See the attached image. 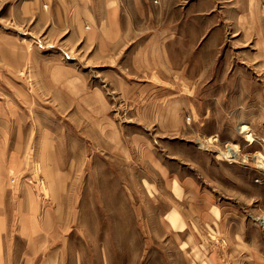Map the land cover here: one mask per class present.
<instances>
[{"label":"rangeland","instance_id":"obj_1","mask_svg":"<svg viewBox=\"0 0 264 264\" xmlns=\"http://www.w3.org/2000/svg\"><path fill=\"white\" fill-rule=\"evenodd\" d=\"M78 2L0 0V264H264V0Z\"/></svg>","mask_w":264,"mask_h":264},{"label":"crops","instance_id":"obj_2","mask_svg":"<svg viewBox=\"0 0 264 264\" xmlns=\"http://www.w3.org/2000/svg\"><path fill=\"white\" fill-rule=\"evenodd\" d=\"M76 4H72L70 5V8L72 9V17L76 16L78 19V23L80 24H88L91 25L93 22H95V17H94V13L92 12L93 9L91 7V5L89 4V0H84L80 1ZM75 3V2H73ZM118 0H113V2H111L108 6L110 8V22H111V28L116 29V28H120V10L118 9ZM63 9H65V7L62 4ZM78 14H80V17H78ZM76 17H75V21H76ZM107 24V22H106ZM107 26V25H106ZM109 27H107L108 29Z\"/></svg>","mask_w":264,"mask_h":264},{"label":"bare ground","instance_id":"obj_3","mask_svg":"<svg viewBox=\"0 0 264 264\" xmlns=\"http://www.w3.org/2000/svg\"><path fill=\"white\" fill-rule=\"evenodd\" d=\"M245 125L243 124V125H241L240 127H241V129L244 127ZM236 145L235 144H230V145H228L227 146V151L226 152H228L227 153V155H229V156H234L235 154H236ZM254 153V152H253ZM261 157V156H260ZM262 160L263 161H261V162H264V157H262ZM263 167H264V165H263Z\"/></svg>","mask_w":264,"mask_h":264}]
</instances>
